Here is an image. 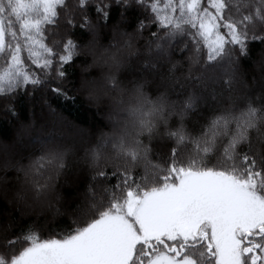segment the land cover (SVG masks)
<instances>
[{
	"label": "snow or ice",
	"instance_id": "1",
	"mask_svg": "<svg viewBox=\"0 0 264 264\" xmlns=\"http://www.w3.org/2000/svg\"><path fill=\"white\" fill-rule=\"evenodd\" d=\"M256 43L264 0H0L6 115L41 90L75 103L66 82L84 55L77 91L109 102L113 128L84 148L85 190L63 212L57 187L72 149L44 145L26 166L5 149L3 169L23 177L16 203L46 204L69 223L44 237L0 221V264H264V78L251 94L242 64ZM259 63L264 72V55ZM209 68L224 70L222 89Z\"/></svg>",
	"mask_w": 264,
	"mask_h": 264
},
{
	"label": "trees",
	"instance_id": "2",
	"mask_svg": "<svg viewBox=\"0 0 264 264\" xmlns=\"http://www.w3.org/2000/svg\"><path fill=\"white\" fill-rule=\"evenodd\" d=\"M92 15L95 14L92 13ZM116 19H118V14L113 12V19L109 22V27L104 29L99 36L102 44L106 45L110 42L112 36L111 24ZM74 38L77 39V43L81 44V49L83 50V46L88 42L87 35L82 34L79 27H77L74 30ZM140 44L142 45L143 41ZM262 48L264 46L258 43L251 45L250 58L242 61L244 81L247 85V90L253 95L259 93V84L264 78V72L261 71L259 63L262 55H264ZM184 55H187V53ZM90 61L91 57L81 55L75 58V63L70 70L66 87L76 92L77 99L75 103H65L41 90L33 97L21 96L17 98L15 104L18 109V116L13 118L6 115L3 110L4 101L0 100V221L12 220L14 217L12 228L14 232L19 231L25 225L32 224L40 231L42 236L47 237L53 231H59L69 223L67 215H54L50 209L38 210L34 207L31 208L29 202L32 204V201H29L27 205L16 203L14 193L20 186L19 179H21L22 174H18L15 167H9L7 171L3 169V153H5L6 149L7 154H12L13 158L9 159L11 164L25 165L34 156H39L42 149L40 145L26 143L23 137L18 134L20 133V128L22 130L28 129V127L23 126L25 124H30L34 127L39 125L42 132H47L48 134L58 133V130L56 131L57 115L67 124L81 128L83 134L81 132V137L77 141H67L63 134H60L62 138L59 143H56V145H64L72 149V153L68 157L69 169L57 187V193L62 198L60 205H58L61 207L62 212L65 209H70L85 190L84 175L86 172L82 160L84 148L95 143L102 133H110L113 130L111 121L107 119L110 111L109 102L105 100L99 105L90 104L84 92L77 91L81 89V78L84 75L81 72V68L85 63H90ZM133 67L140 68V64L134 60ZM89 71L93 76H99L101 72L99 69H90ZM223 72L224 70L221 68H209L207 72L208 76H212L219 83L218 90L223 88V78L225 76L222 75ZM45 97L56 109L55 113L50 111L48 106L44 104ZM207 114L208 108L202 106L201 112L188 121L189 127L193 125L198 127L199 124L196 122H202V115ZM28 133L31 135V131ZM37 134L43 136L39 131ZM156 150L164 152L165 148L163 145H157ZM18 175L20 176L19 179L17 178ZM17 208L20 209L19 212L16 211Z\"/></svg>",
	"mask_w": 264,
	"mask_h": 264
},
{
	"label": "rangeland",
	"instance_id": "3",
	"mask_svg": "<svg viewBox=\"0 0 264 264\" xmlns=\"http://www.w3.org/2000/svg\"><path fill=\"white\" fill-rule=\"evenodd\" d=\"M96 70H98V69H96ZM99 70H101V69H99ZM210 73H213V72H210ZM222 75L224 76L225 73L223 72ZM215 81H216L215 86L218 88L219 83L217 82V80H215ZM56 117H57L56 118V131L58 130V133L56 132V133L48 134L47 132H42L39 125L38 126L36 125L34 127L33 125L25 124L23 126L28 127V129H26V130H27V132L31 131V135L30 136L21 135V137H23V139L26 143L29 142L30 144L40 145L42 147L44 145H52V144L59 143L61 138H62V136H60V134H63V136L66 138L67 141H73V140L77 141L78 138L80 139L81 132H82L81 128L67 124L59 115H57ZM107 119L109 121L108 117H107ZM29 129H30V131H29ZM21 131H22V128H20V132ZM38 131H39V133H42L43 136H40L39 134H37ZM82 134H83V132H82ZM26 136H28L29 138ZM10 158H13L12 154H7V159L9 160ZM3 159H5V153H3ZM30 160H28V162L25 163L24 166L28 165ZM19 180H20L19 181L20 182L19 188H21L23 186V178L21 177V179H19ZM29 201H31V200H29ZM29 205L31 206V208L34 207V208H37L38 210L49 209L46 204L34 203V202H32V204H31L29 202Z\"/></svg>",
	"mask_w": 264,
	"mask_h": 264
}]
</instances>
